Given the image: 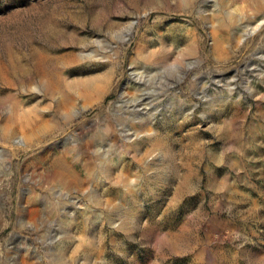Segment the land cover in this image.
I'll return each instance as SVG.
<instances>
[{"label":"rangeland","instance_id":"374dc122","mask_svg":"<svg viewBox=\"0 0 264 264\" xmlns=\"http://www.w3.org/2000/svg\"><path fill=\"white\" fill-rule=\"evenodd\" d=\"M0 264H264V0H0Z\"/></svg>","mask_w":264,"mask_h":264}]
</instances>
